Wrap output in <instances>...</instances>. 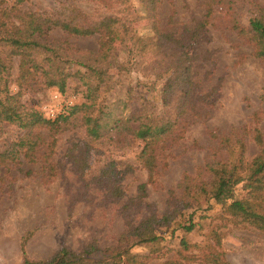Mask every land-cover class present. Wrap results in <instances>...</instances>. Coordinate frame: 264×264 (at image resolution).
<instances>
[{
	"label": "rangeland",
	"instance_id": "1",
	"mask_svg": "<svg viewBox=\"0 0 264 264\" xmlns=\"http://www.w3.org/2000/svg\"><path fill=\"white\" fill-rule=\"evenodd\" d=\"M14 2L5 0L8 6ZM208 2L156 0L152 11L141 0H25L19 4L21 11L44 13L52 19L116 16L126 26L119 33L121 40L92 62L106 74L98 101L113 103L109 106L113 117L132 113L155 123L171 122L172 130L165 141H159L150 174L139 160L142 140L124 131L90 141L78 125L55 133L50 157L41 144L35 161L0 162V264H22L25 257L43 260L61 247L80 251L91 243L102 249L128 250L146 264L169 259L213 264L205 261L212 254L226 264H264V231L235 221L221 204L206 197L183 208L184 215L168 226H158L155 242L134 244L133 237L125 236L150 215L159 217L173 207L170 195H180L178 185L184 175L199 180L207 163H237L239 153L240 161H252L262 148L255 139L257 133L264 144V61L233 28L236 22L247 26L253 16L251 3L264 6V0H221L210 6ZM157 32L170 33L190 57L191 87L185 104L181 97L168 103L162 98V86L172 72L165 69L168 58L158 64L161 56L154 52L165 49L155 40ZM47 39L61 43L66 51L80 49L75 55L83 61L90 54L86 50L98 49L96 35L68 36L54 28ZM45 57L44 52H35L37 62ZM52 58L73 74L65 90L44 85L38 73L34 85L22 88L20 94L22 103L50 121L85 101L76 71L86 70L70 57ZM11 72L9 89L15 93L17 57ZM180 103L183 109L178 108ZM40 131L49 139L47 129ZM21 132L14 124L2 123L0 151ZM246 192L241 181L234 186V199L243 198ZM188 221L193 228L185 232L181 226ZM27 231L32 233L21 248Z\"/></svg>",
	"mask_w": 264,
	"mask_h": 264
},
{
	"label": "trees",
	"instance_id": "2",
	"mask_svg": "<svg viewBox=\"0 0 264 264\" xmlns=\"http://www.w3.org/2000/svg\"><path fill=\"white\" fill-rule=\"evenodd\" d=\"M25 0H15L8 6L5 0H0V126L2 123L14 124L22 132L17 140L6 149L0 151V162L6 160L28 159L35 161L34 157L41 144H45L46 156L50 157L55 144V133L69 125L83 126L90 141L102 138L106 135H118L126 131L131 138L140 139L144 142L139 153L141 166L151 173L156 165L159 141H165L171 133V122L155 123L151 119L142 118L139 115L128 114L126 116H114L109 106L113 103L98 101V94L105 81V70L92 64L98 55L110 50L111 46L121 40L119 33L125 30V24L116 16L108 15L98 19L87 18L52 19L44 13L21 11L19 4ZM221 0H209V6L213 2ZM146 3L147 9H155L156 0H141ZM253 16L250 17L247 26H241L237 22L233 28L241 36H244L252 45L253 54L264 61V6L251 3ZM59 28L68 36H97L98 49L91 50L86 61L80 60L76 53L80 49L68 48L64 50L60 45L47 39L50 30ZM156 42L163 44L164 51H156L155 55L161 56L158 64L165 69L171 70L172 74L162 86L161 94L166 103L174 97H181L182 104L187 101L191 83L189 80V55L183 49L182 43L173 38L170 33L157 32ZM44 52L46 57L43 62H37L35 52ZM85 53V52H84ZM67 56L85 67V71H76L84 86L85 101L70 108L67 114L58 116L50 121L41 117L33 107L27 106L20 101L22 88L29 87L35 77L40 73L46 86L57 87L64 91L66 81L73 76L65 69L60 68L54 62L52 56ZM18 58V75L14 79L18 82V91L12 93L9 89L12 79L14 58ZM94 57V58H93ZM52 63L51 69H48ZM39 77V76H38ZM35 83V82H33ZM175 100V102L177 101ZM264 102V92L261 94ZM119 102V101H118ZM179 109H183L181 103ZM41 128L48 131L45 140L41 135ZM261 136L256 134L255 139L261 145L260 153L250 162L240 161L242 154L239 153L238 162L213 160L207 163L205 174L199 180H191L184 175L178 185L180 195L173 192L170 201L173 205L168 211L156 217L155 214L144 219L138 226L126 232L125 236L133 237L135 244H149L159 239L158 226H168L175 217L184 215L182 210L188 206L197 205L202 197L213 199L221 204L225 211L237 222L251 225L264 231V144ZM222 143L227 140L221 139ZM240 146V140L235 141ZM45 153V152H44ZM43 153V154H44ZM35 155V156H34ZM206 175V177H205ZM244 181L247 190L245 196L234 199V186ZM170 203V204H171ZM179 226L180 224L177 223ZM185 232L193 228V222L181 226ZM32 231H27L22 237L21 248ZM185 248L187 242L181 238ZM146 264L137 254L128 250L111 248H98L91 243L80 251H73L67 247H61L51 257L43 260H31L25 257L22 264ZM213 264H226L222 258L212 254L211 258H205ZM162 264H183L180 261L169 259ZM190 264V263H187ZM200 264V263H198Z\"/></svg>",
	"mask_w": 264,
	"mask_h": 264
}]
</instances>
